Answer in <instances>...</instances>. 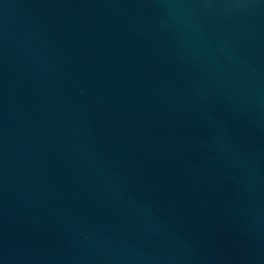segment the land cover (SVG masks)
I'll list each match as a JSON object with an SVG mask.
<instances>
[{"label":"water","instance_id":"95a60500","mask_svg":"<svg viewBox=\"0 0 264 264\" xmlns=\"http://www.w3.org/2000/svg\"><path fill=\"white\" fill-rule=\"evenodd\" d=\"M0 264H264V0H0Z\"/></svg>","mask_w":264,"mask_h":264}]
</instances>
